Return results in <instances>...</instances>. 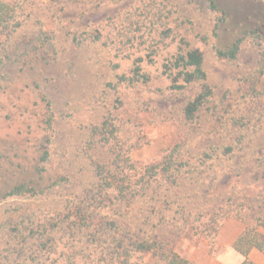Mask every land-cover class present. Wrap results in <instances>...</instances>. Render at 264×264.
<instances>
[{"label":"rangeland","instance_id":"374dc122","mask_svg":"<svg viewBox=\"0 0 264 264\" xmlns=\"http://www.w3.org/2000/svg\"><path fill=\"white\" fill-rule=\"evenodd\" d=\"M8 1L0 264H95L115 247L149 264L136 243L156 240L195 264H242L235 240L264 221V39L248 35L236 60L216 50L258 23L264 33V0H218L233 11L219 26L209 0ZM190 49L214 91L193 120L201 83L174 87ZM107 118L109 140L96 130ZM21 184L37 192L8 194ZM249 259L264 264V251Z\"/></svg>","mask_w":264,"mask_h":264},{"label":"trees","instance_id":"16d2710c","mask_svg":"<svg viewBox=\"0 0 264 264\" xmlns=\"http://www.w3.org/2000/svg\"><path fill=\"white\" fill-rule=\"evenodd\" d=\"M209 6L221 14L217 23L218 26L220 24H226L233 14L232 6L221 4L218 0H209ZM14 18V5L8 0H0V28H10ZM253 28L252 30L251 28L245 29L225 47H217L216 52L218 57L226 60H236L239 57L241 47L247 36L253 32L258 33L259 36L262 35L264 39V33L261 32L262 27L260 23ZM174 63L175 66L179 68L177 75L182 80L181 84L174 85L175 88H184L186 85L194 82L201 83L200 92L188 102L184 109L186 118L188 120H193L206 102L212 97L214 92L213 87L207 82L208 75L204 68V53L200 49H190L185 53H179ZM135 75L141 76L140 65H137L135 68ZM96 130L103 134L106 140H109L112 136H116L117 131L114 123L109 118H107L101 126L96 127ZM228 150H231V148ZM44 155L46 158L47 152H45ZM166 168L164 170H166ZM101 175L103 177H101L103 186L115 187L119 189L121 193L124 192L126 185L123 181L115 177L110 178L108 175ZM24 192L35 193L37 191L32 187H28L26 184H21L9 191L8 194L13 195ZM87 220L88 218L86 216L79 214L75 222L79 225L87 226L90 224ZM97 241L99 240L97 239ZM136 244V249L138 251L152 254L153 260L149 264H195L191 260L180 255L173 247L164 245L160 241H140ZM234 248L244 257L242 264H253L249 259L250 252L253 249L264 251V221H261L256 226H247L235 240ZM124 252L128 255L130 254V249L124 247ZM117 253L119 254L120 251H118V247H115L112 251L108 252L109 257L104 260L99 259L95 264H135V262L131 263L130 257H127L123 262L119 261V257L116 256ZM69 264L77 263L74 261Z\"/></svg>","mask_w":264,"mask_h":264}]
</instances>
